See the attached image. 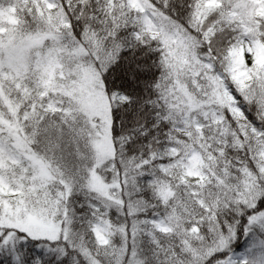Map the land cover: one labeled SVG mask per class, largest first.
<instances>
[{
  "label": "snow or ice",
  "instance_id": "obj_1",
  "mask_svg": "<svg viewBox=\"0 0 264 264\" xmlns=\"http://www.w3.org/2000/svg\"><path fill=\"white\" fill-rule=\"evenodd\" d=\"M0 264H264V0H0Z\"/></svg>",
  "mask_w": 264,
  "mask_h": 264
}]
</instances>
